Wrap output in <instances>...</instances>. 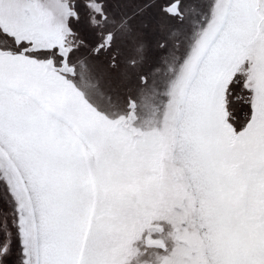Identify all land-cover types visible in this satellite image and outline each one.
<instances>
[{
	"label": "snow or ice",
	"instance_id": "1",
	"mask_svg": "<svg viewBox=\"0 0 264 264\" xmlns=\"http://www.w3.org/2000/svg\"><path fill=\"white\" fill-rule=\"evenodd\" d=\"M0 264H264V0H0Z\"/></svg>",
	"mask_w": 264,
	"mask_h": 264
}]
</instances>
